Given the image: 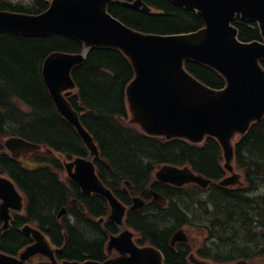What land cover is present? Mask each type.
<instances>
[{"label":"trees","instance_id":"16d2710c","mask_svg":"<svg viewBox=\"0 0 264 264\" xmlns=\"http://www.w3.org/2000/svg\"><path fill=\"white\" fill-rule=\"evenodd\" d=\"M134 1L114 0L108 10L137 32L170 36L197 32L205 26L197 12L168 0H144L151 12L126 5ZM15 8L0 0V10ZM48 8L47 0H32L29 7L16 11L40 14ZM233 25L242 42L263 40L256 23L237 17ZM83 51L82 42L62 34L0 33V172L15 181L27 200L26 216L17 217L1 238L0 251L7 254L16 256L31 243V238L20 230L26 222L47 231L61 248L60 260L105 261L109 236L119 233L114 223L97 221L107 216V201L100 195H83L66 176L63 160L57 156L71 160L88 156V150L74 127L55 108L44 82L43 63L53 52ZM261 64L264 68V61ZM185 67L212 89L222 90L226 86L224 77L211 67L195 61H187ZM72 77L77 89L69 101L100 149V157L95 159L100 178L126 205L137 195L147 201L143 210L129 211L126 221L142 243L158 247L166 264H188L190 246L180 245L179 253H175L170 239L185 224L199 226L208 235L207 243L198 250L199 256L217 263L260 259L264 264V119L253 123L234 145V165L244 174V187L213 185L203 194L191 185L190 191H174L154 177L164 164L188 165L215 181L226 175L218 141L207 137L197 145L183 139L166 140L148 136L131 123L126 88L135 72L129 58L119 49H89L86 61L74 68ZM9 136L45 145L53 153H33L31 162L36 166L29 168L5 153L1 140ZM126 181L131 183L128 193L123 190ZM150 190L166 196L168 206L159 208L152 203ZM188 202L196 207L201 219L195 218L197 212L183 208ZM62 208H66L67 214L59 220Z\"/></svg>","mask_w":264,"mask_h":264},{"label":"water","instance_id":"95a60500","mask_svg":"<svg viewBox=\"0 0 264 264\" xmlns=\"http://www.w3.org/2000/svg\"><path fill=\"white\" fill-rule=\"evenodd\" d=\"M175 5L196 10L205 28L191 34L160 36L137 32L108 11L112 0H53L47 11L29 15L0 11V32L24 36L62 34L82 42L86 50L108 47L122 51L131 61L135 78L127 88V96L134 120L151 136L167 139L184 138L193 143L203 141L206 135L218 139L224 150L226 168L234 156L232 139L245 134L254 121L264 117V42L244 43L238 39V30L232 25L237 16L257 22L264 37V0H169ZM146 10L142 0L131 4ZM159 39H153V38ZM86 60V54L55 52L43 66V77L59 113L73 125L87 148L89 158L78 157L66 163L69 177L81 187L84 194L97 193L109 200L112 214L109 219L123 226L125 206L107 189L96 175L93 157L99 155L93 137L81 124L79 114L67 100L76 84L71 76L74 67ZM186 61H195L221 73L227 86L222 91L209 89L184 67ZM5 146L14 157L34 152L41 146L22 138L13 137ZM159 181L177 186L196 183L206 188L212 180L196 175L190 168L165 165L157 173ZM240 182L235 174L219 183L232 186ZM0 213L8 227L9 208L20 210L21 197L15 185L0 177ZM154 201L163 206L166 199L154 193ZM133 209L144 206L134 198ZM0 230V232L2 231ZM36 244L27 248L21 260L0 254V264H25L36 254L49 256L57 264L43 235L26 226ZM182 231L175 234L172 244L185 242ZM118 250L120 257L104 263L94 261L66 262L65 264H163L161 253L153 247L138 248L133 234L124 229L112 237L109 251ZM194 264H208L195 261Z\"/></svg>","mask_w":264,"mask_h":264},{"label":"rangeland","instance_id":"374dc122","mask_svg":"<svg viewBox=\"0 0 264 264\" xmlns=\"http://www.w3.org/2000/svg\"><path fill=\"white\" fill-rule=\"evenodd\" d=\"M8 1L11 4H14L13 6L20 4L19 6H23L24 8L27 7V5L31 4V2H32V0H8ZM153 39H159V38L155 37ZM21 160H23L24 162H28V160L24 159V158ZM183 208H185L187 210H192V212H197L196 207H194L191 202H188L186 205H183ZM188 218H192V217H188ZM195 218L201 219L202 216L198 213ZM201 229L202 228L199 227V229H194V230L193 229H186V230L189 234V238L195 242V241H200L205 236V234L201 231ZM260 262H262V260L258 259V260H255L254 262L250 261L249 263L250 264H252V263L261 264Z\"/></svg>","mask_w":264,"mask_h":264},{"label":"flooded vegetation","instance_id":"af4514ba","mask_svg":"<svg viewBox=\"0 0 264 264\" xmlns=\"http://www.w3.org/2000/svg\"><path fill=\"white\" fill-rule=\"evenodd\" d=\"M171 189L172 190H174V191H177V189H175V188H172L171 187ZM174 250H175V253H179V250L181 249V247H180V245L179 244H176L174 247H172ZM191 248V247H190Z\"/></svg>","mask_w":264,"mask_h":264}]
</instances>
